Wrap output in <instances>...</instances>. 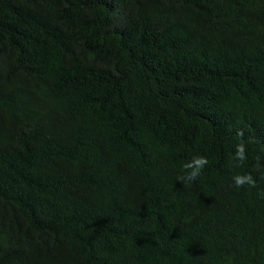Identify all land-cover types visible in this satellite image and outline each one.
I'll return each mask as SVG.
<instances>
[{"label": "trees", "instance_id": "obj_1", "mask_svg": "<svg viewBox=\"0 0 264 264\" xmlns=\"http://www.w3.org/2000/svg\"><path fill=\"white\" fill-rule=\"evenodd\" d=\"M0 264H264V0H0Z\"/></svg>", "mask_w": 264, "mask_h": 264}, {"label": "clouds", "instance_id": "obj_2", "mask_svg": "<svg viewBox=\"0 0 264 264\" xmlns=\"http://www.w3.org/2000/svg\"><path fill=\"white\" fill-rule=\"evenodd\" d=\"M239 135H243V133H239ZM236 158L239 161H244L246 159L245 154V144L243 142L239 143L237 145L236 149ZM209 163L207 157L205 156H197L192 159L191 162L186 163L183 167L185 169H191V171L187 174L186 177L182 179H186L187 181L191 182L194 181L198 176L200 175V172L202 169ZM234 183L237 188L243 187L245 184L255 187L256 181L253 179V176L251 174H245V175H237L234 178Z\"/></svg>", "mask_w": 264, "mask_h": 264}]
</instances>
